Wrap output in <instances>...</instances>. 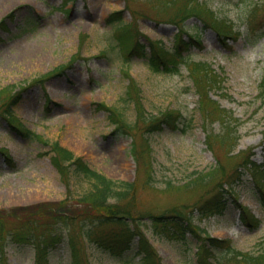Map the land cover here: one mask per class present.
I'll list each match as a JSON object with an SVG mask.
<instances>
[{"label": "rangeland", "instance_id": "1", "mask_svg": "<svg viewBox=\"0 0 264 264\" xmlns=\"http://www.w3.org/2000/svg\"><path fill=\"white\" fill-rule=\"evenodd\" d=\"M167 1L0 0V23H5L0 29V91L8 90L0 98V148L8 150L13 160L7 162L0 152V210L68 201L61 209L75 213L77 199L89 190L84 179H72L67 187L51 163V147L10 126L7 104L15 92L20 98L12 111L27 129L45 141L59 142L110 179L137 181V214L183 209L194 215L196 225L209 237L227 240L242 252L262 253L264 200L255 166L242 168L223 215L202 218L195 208L214 194L218 182L226 180L224 173L206 177L204 184L194 181L208 176L219 163L230 174L246 156L264 172V34L255 38L252 33L253 28L264 31V0H200L235 25L240 32L237 39L224 41L198 18L187 22L188 33L200 36L202 48L192 47L186 56L223 73L224 89H213L212 99L239 120V141L230 156L218 145L216 153L208 147L209 126H205L200 96L187 67L183 65L179 73H164L152 71L138 57L126 62L116 40L118 25L106 22L112 12L123 11V22L134 21L143 42L149 37L172 48L179 27L168 21L176 11L164 9ZM69 64L62 74L47 76ZM125 71L142 89L149 118H164L168 113L175 117L171 124L163 123L153 131L147 130V124L138 125L139 147L144 139L151 147V157L145 153L143 163H137L132 154L133 136L117 132L109 113L98 108L100 104L115 107L129 123L136 121L135 107L126 100L130 81ZM210 128L216 134L222 132L220 123ZM241 207L258 218L259 226L243 222ZM146 221L150 227L145 225V232L164 264H206L199 257V238L188 235L184 242L171 240L154 233L151 221ZM17 225L9 221L10 228ZM136 249L133 245L124 257H116L86 245L92 264L137 261ZM2 254L6 264H35L31 244L9 241ZM215 255L228 258L224 249ZM48 262L72 263L67 239L51 250Z\"/></svg>", "mask_w": 264, "mask_h": 264}, {"label": "trees", "instance_id": "2", "mask_svg": "<svg viewBox=\"0 0 264 264\" xmlns=\"http://www.w3.org/2000/svg\"><path fill=\"white\" fill-rule=\"evenodd\" d=\"M170 8H175L176 13L168 21L179 27L172 48L166 47L161 40H153L146 36L147 42H143L141 40L143 34L135 22H123V11L112 12L106 18V22L118 25L115 30L116 40L123 49L126 62L133 57H138L145 60L152 71L164 73H179L183 65L187 67L197 94L200 96V111L205 126H209L206 127L208 147L216 153V147L219 146L224 149L227 156H230L238 145L239 120L234 117L233 113L228 112L212 99L213 89H224L223 73L215 70L209 63L192 61L186 56L192 47L202 48L200 36L188 33L187 22L192 18L200 19L205 26L217 31L224 41L237 39L240 32L233 23L221 19L215 11L200 0H169L164 4V9ZM4 24V22L0 23V29L4 27ZM252 33L255 38H258L264 34V31L259 32L253 28ZM75 60L76 57L73 62ZM71 64L55 68L47 76L62 74ZM125 74L130 81L126 91V100L135 107L136 121L133 124L129 123L115 107L100 104L98 108L109 113V119L116 125L117 132L133 136L132 154L137 163H143L145 153L151 157V147L147 139H144L143 146L141 144L139 147L136 138L138 125L142 122L147 124L148 131H153L161 129L163 123L171 124L175 117L172 113H168L164 115V118H149L144 107L142 89L134 77L126 71ZM7 91V89L1 90L0 98ZM261 95L264 96V83ZM19 98L20 93L13 92L8 99L6 112L10 126L27 138L38 140L51 147L53 153L51 163L67 187L71 186L72 179H84L89 184V190L77 199L78 210L75 213H68L61 209V206H65L68 201L0 210V264H6L2 260V253L9 241L17 244H31L35 248V264H49L48 257L51 250L65 239L71 250V264H92L86 251V245L89 244L116 257H124L126 252L136 245L135 256L138 260L132 261L131 259L122 264H164L159 252L145 232V225L147 228L150 227L146 220L151 221L154 233L159 236L183 242L187 240L188 235L199 238L201 242L198 245L199 257L206 264H264V252H242L234 249L227 240L209 237L206 231L196 225L194 215L183 209L171 208L162 214H137V181L125 182L110 179L90 168L82 158L77 157L59 142L45 141L40 135L27 129L12 111V107L16 105ZM216 123L222 126L220 134H216L210 128ZM0 152L7 158V162L13 163L8 150L0 148ZM151 166L152 161L148 162L149 170ZM252 166H255V175H259V183H257L264 200L262 186L264 172L262 168L255 165L251 156H246L243 163L239 164L230 174L226 172L224 165L219 163L206 174L208 176L201 175L194 181L195 184H204L206 177H215L219 172L221 174L223 172L226 177L225 181H220L215 186L214 194L195 208L202 218L224 214L229 201L228 195H234L235 185L242 175V168ZM148 174V181L152 183V171ZM226 186H229L231 190L229 191ZM241 215L245 224L252 223L254 226H259L258 218L246 207H241ZM47 218L49 220H45ZM10 220L17 221L18 225L10 228ZM220 249L227 251L228 258L218 259L216 257L215 253ZM210 259L213 261L209 262Z\"/></svg>", "mask_w": 264, "mask_h": 264}, {"label": "bare ground", "instance_id": "3", "mask_svg": "<svg viewBox=\"0 0 264 264\" xmlns=\"http://www.w3.org/2000/svg\"><path fill=\"white\" fill-rule=\"evenodd\" d=\"M125 166H128V164H126V162H125Z\"/></svg>", "mask_w": 264, "mask_h": 264}]
</instances>
